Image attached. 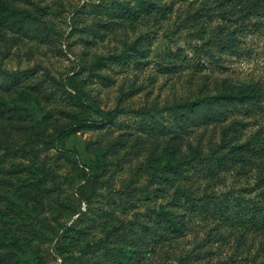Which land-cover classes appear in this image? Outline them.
<instances>
[{
  "label": "rangeland",
  "instance_id": "374dc122",
  "mask_svg": "<svg viewBox=\"0 0 264 264\" xmlns=\"http://www.w3.org/2000/svg\"><path fill=\"white\" fill-rule=\"evenodd\" d=\"M5 1L39 16L41 28L47 27L48 39L41 41L36 30L25 35L0 27L1 67L10 72L36 69L33 77L0 91V208L6 210L8 196L14 191L11 182L16 178L10 173L11 166L37 164L54 172L58 183L53 186L49 182L53 192L45 200L40 217L58 227L59 222L69 220L71 224L78 217L71 218L73 213L82 210L95 220L88 238L70 247L69 259L58 256L60 237L35 240V249L44 262L78 264L75 257L102 256L104 251L98 248L106 237L103 227L107 225L103 210H110L106 214L112 225L163 208L182 213L187 229L160 244L153 241L141 264H264V229L191 215L184 197L180 201L175 194L180 186L196 198L231 193L264 203V158L236 162L215 179L198 173L171 185L161 177L152 178L154 166H163L168 160L160 155L171 135L159 129L148 131L140 125L142 118L151 120L149 115L140 114L150 111L168 126L170 107L220 94L227 87L253 85L264 92V26L240 35L239 47L222 54L219 65H198L193 53L194 46L200 44L196 33L182 25L176 30L182 23L178 15L185 16V7L195 5L192 0H162L176 3L171 19L158 23L150 17L134 25H115L106 15H99L104 10L102 4L112 0ZM137 40L148 48L141 64L92 69L99 57L118 54ZM179 47L188 60L177 61V68L167 69L172 61L167 55ZM98 75L109 80L103 81ZM99 110L115 114L117 122L100 128L80 127L83 118L100 120ZM236 120L244 123L237 134L240 142L257 132L264 134V101L262 107L249 113L243 111L221 123L192 127L182 134L181 151L188 153L192 145L209 154V146L218 144ZM9 147L15 152L9 154ZM22 147L34 150L23 153ZM22 174L27 176V169ZM146 185L152 191L149 197L141 195L144 200L129 211L119 209L117 203L103 196L107 188L115 194ZM33 206L35 202H29L32 211ZM55 211L60 212L59 222ZM90 242V249L96 253L81 254V247Z\"/></svg>",
  "mask_w": 264,
  "mask_h": 264
},
{
  "label": "trees",
  "instance_id": "16d2710c",
  "mask_svg": "<svg viewBox=\"0 0 264 264\" xmlns=\"http://www.w3.org/2000/svg\"><path fill=\"white\" fill-rule=\"evenodd\" d=\"M192 1L195 5L189 4L185 7V16L178 15L182 23L176 30L180 29L182 25L184 28H192L194 31L191 32L192 34L196 33L200 44L194 46L193 53L198 65H206L207 62L219 65L222 54L236 51L239 47L240 35L246 34L251 29L259 30L264 26V0ZM107 3L102 4L104 10L99 15H106L115 25L126 23L134 25L140 19L146 20L150 17H155V21L161 23L162 20L171 19L176 5L174 1L163 3L162 0H112ZM41 22L42 19L39 16L31 12L20 11L5 0H0V27L2 29L18 31L25 35H30L36 30V36L44 41L48 39V32H45L46 26L41 28ZM147 51V46L143 42L141 43V40H137L118 54L99 57L92 69L95 67L101 69L111 64L139 65ZM167 57L172 60L166 66L167 69L177 68V61L188 60L182 47H179L175 53L170 52ZM35 72L36 69L10 72L0 65V91H8L15 85L33 77ZM98 76L103 81L109 80L101 75ZM263 99L264 92L259 87L253 85H243L239 88L227 87L220 94L208 95L170 107L171 120H169L168 126L158 120L157 114L150 111L142 112L140 117L149 115L151 118V120L142 118L144 122L141 121L140 125L143 129H149L148 131L159 129L164 134L171 135L160 155L161 158L167 156L168 160L163 166H154L155 173L152 178L161 177L171 185L198 173L215 179L219 177L220 173L228 171L236 162L250 163L253 159L262 160L264 158V134L257 132L246 142H240L237 134L240 133V124H244L241 121H234L233 127L223 132L218 144L209 146V154H204V149L192 145H189L188 153H183L181 139L182 134L190 131L192 127L221 123L235 113L243 111L249 113L253 109H258L262 107ZM98 113L101 117L100 120L83 118L80 120V127L100 128L117 122V116L113 113L100 110ZM41 118L43 116L38 121ZM38 134L41 135V132ZM9 149V154L15 152L12 148L9 147ZM20 149L23 153L34 150L26 147ZM19 151L17 150V152ZM62 151L67 152L66 150ZM154 154L155 152L152 153V156L158 159L159 156ZM26 169L27 176L22 174ZM10 173L15 176L16 181L11 182L14 191L8 196L6 210L0 208V264H47L35 249L34 241L37 239L53 241L55 237H60L57 247L58 256L65 259L71 258L70 247L79 244L81 239L88 238L94 226V218L80 210L73 213L71 218L77 214L78 217L71 224H69V220L60 223L57 220V215L60 212L55 211L56 216L54 215V217L59 222V226L55 227L45 218L40 217V213L46 205L45 200L52 195V187L58 185L54 172L41 168L37 164H13ZM51 181L54 184L49 187L48 184ZM92 189L94 193L97 192L95 185H92ZM107 189L103 196L107 197L108 201L117 203L118 208L123 211L135 208L138 201L144 200L141 195L149 197L152 192L149 185L116 191L115 194L111 188ZM158 190L159 188L156 189V191ZM175 194L179 196L180 201H182L181 197H184L185 206L191 215L201 214L213 217L237 227L264 229V203L262 200L247 199L231 193L223 197L213 193L196 198L191 192L180 186L177 187ZM117 198L119 200L116 201ZM29 202H35L34 211L28 208ZM173 205H177V203L174 202ZM15 206L20 209H16ZM103 211L104 215H101L107 217L105 222L107 225L105 228L103 227L106 237L98 249H103L104 254L98 259L94 256L93 259L75 257L78 264H141L153 241L160 244L163 240L178 237L187 229L183 214L173 209L153 210L151 213L139 215L140 218L137 216L134 220L117 221L112 225L108 219L109 214H106L110 210ZM145 216L147 219H143ZM91 245L90 242L82 246L81 254L94 255L96 251L90 249Z\"/></svg>",
  "mask_w": 264,
  "mask_h": 264
}]
</instances>
